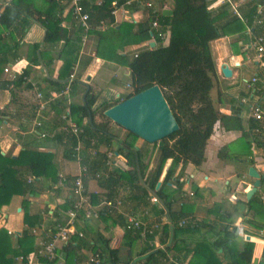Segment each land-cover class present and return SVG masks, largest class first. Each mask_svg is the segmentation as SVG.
Here are the masks:
<instances>
[{"label":"trees","instance_id":"16d2710c","mask_svg":"<svg viewBox=\"0 0 264 264\" xmlns=\"http://www.w3.org/2000/svg\"><path fill=\"white\" fill-rule=\"evenodd\" d=\"M62 1L9 0L0 12L1 30L17 27L19 36L22 37L23 29L31 21H34L44 30L42 43L48 46L60 45L54 59L60 61L61 65L53 79L50 77L45 79L53 93L63 88L70 67L76 64L82 36L78 27L68 31L61 26V23L67 19V17L62 18V11L69 4V0ZM113 1L118 6L125 0H100L98 4L80 0L82 9L88 16L89 29L86 35L92 36L96 42L94 56L127 69L130 92L123 99L157 85L178 125V130L152 144L156 147V162L149 176L144 178L143 159L148 155V151L141 150L135 145L137 137L126 132L122 139H117L109 133L106 122L96 123L94 121L96 110H92V107L99 97V90H95L94 86L88 83V91L83 100L79 104L70 103L68 105L71 121L83 130L80 165L87 169V173L100 169L104 174L96 181L105 190V193L102 196L89 197L91 205H96L101 200H114L118 194L117 190L120 188L129 192L128 198H134L138 204L144 207L149 205L150 196L154 197L156 202L161 205L160 209H154L153 212L156 222L163 215L167 221L151 234L145 235L143 239L139 237L138 230L129 228L126 223L120 224L123 227L121 246L125 247L128 252L125 259L119 257L118 248L110 249L106 245V240L103 239L92 246V254H99L98 264H169L168 255L170 252H172L171 257L178 264L185 262L190 254L191 257L187 264H221L216 251L225 247L228 255L227 264H250L252 243L243 240L238 242L237 236L234 235L235 228L228 224H209L211 236L207 240L196 233L197 229L190 228V222L184 227H177V221L186 218L187 214L183 208L179 211L171 209L173 190L168 192L167 183L170 182L178 163H189L194 167L202 163L206 141L216 122H219L225 131H242L238 117L220 115L212 106L208 94L215 77V67L209 43L223 37L227 27H232L240 33L244 31L245 27H249L252 28L253 33L258 34V30L252 26L253 8L246 7V11L241 15L242 20H239L233 14H228L227 6L220 7L216 13L209 11L208 6L214 0H170V9L167 12L159 10L156 12L154 4H151L149 8H142V19L137 23L121 22L108 26L113 21L110 15ZM157 2L161 3V0H157ZM127 9L136 11L138 6L132 4ZM221 20L224 21L221 23ZM105 21H107V26L101 29L99 24ZM152 22L157 23L156 30L151 28ZM164 32H167L166 45H162V39L158 36ZM149 40H153L154 47L152 49L147 47L135 53V56L132 55L131 58L123 53L125 47L145 43ZM29 47L32 53L31 63L34 66L41 61L47 68L54 60L48 51H37L39 47L37 44ZM7 49L10 53L12 52L11 48L7 47ZM10 53H0V73L6 66ZM45 59L46 63H44ZM28 75L29 71L26 68L22 69L11 80L0 81V89L10 91L21 87L30 90V85L24 81ZM79 83L80 75L74 73L70 83V97L73 96L75 85ZM118 102L119 99L101 105L97 109L99 115L104 118L102 112ZM65 106V101L58 99L47 109L59 117ZM88 116L91 119L92 127L87 124ZM251 127L252 123L248 128L249 132ZM241 136L245 135L241 133ZM58 139L61 141V135L58 136ZM115 139L118 140V145L112 147V140ZM74 143L72 137L65 136L63 157L67 160H72L70 147ZM259 144L257 143V145ZM100 148L104 150L99 151ZM243 148L248 149L249 144L246 143ZM92 151L93 155H91ZM224 151L225 147L217 152L219 160L238 159L236 156L224 155ZM107 153L125 158L127 165L133 167L132 174L130 170L125 172L126 180H121L116 170L106 172L104 165L107 161ZM167 160L171 162L164 180L158 189L154 190ZM250 163L252 162L250 161ZM136 169L137 172H135ZM137 175L140 176V180ZM26 176L33 177L34 181L41 178L56 183L53 154L28 149L19 150L15 157H12L11 154H0V209L6 206L13 196L24 198L39 194V191L33 186L34 182L26 183ZM70 197L54 209L53 215L56 219L49 234H53L57 226L64 224L65 213L72 206ZM22 204H26V202L22 201ZM244 205L246 213L250 211L257 213V207L263 209L264 206L256 196L250 198ZM262 213L264 214V210ZM62 216H64L63 220ZM75 221H81L84 224L87 219L83 218L81 211H77ZM22 222L27 229L23 230L20 236L15 237L0 228V264H16V257H25L39 249L38 246H34V236L30 232L40 222L39 216L23 213ZM169 227H172L171 243L166 246ZM75 236L71 235L67 244L57 250V253L65 252L66 264L80 261L76 251L84 244V241L78 240ZM155 240L158 245L163 246L162 250L154 247ZM138 241L140 247L135 258L143 257V259L133 262L130 254L134 244ZM73 242L75 245L72 244ZM56 260L57 257L50 264H55Z\"/></svg>","mask_w":264,"mask_h":264},{"label":"crops","instance_id":"0c3cea01","mask_svg":"<svg viewBox=\"0 0 264 264\" xmlns=\"http://www.w3.org/2000/svg\"><path fill=\"white\" fill-rule=\"evenodd\" d=\"M88 1L98 4L100 0ZM260 1L261 0H214L208 6V10L216 13L220 7L227 6L228 14L231 15L232 11L229 5L231 4L235 6L236 11L241 16L242 13L246 11V7L253 8ZM62 2L65 1L63 0ZM149 2L154 4L156 12L157 10L167 12L170 9V1L161 0V3H158L157 0H149ZM7 3L8 1L6 4ZM4 7L3 0H1L0 12ZM142 8H138L136 11H126V14L123 16L117 13L115 24H120L121 22L137 23L142 19ZM65 17H67V19L61 23V26L68 31L75 30L76 25L70 15L69 4L62 11V18ZM260 19V25L255 24V18L252 20V26L258 30V34L253 33L251 31L252 28L249 27H245L242 33L232 27H227L223 37L209 43V49L215 67V77L212 80V88L208 94L209 98L212 102V106L220 115L238 117L241 122L242 131H225L220 123L216 122L213 125L210 137L206 141L202 163L197 167L189 163H178L170 182L167 183L168 192L173 190L171 196V209L173 211H179L183 208L184 212L187 214L186 219L190 222V228L197 229L196 233L198 235L204 237L206 240L210 239L211 231L209 229V224H228L230 227L235 228L234 235L237 236L238 242L240 240L245 241V236L249 237L246 242H250L253 245L251 259L255 257L258 260L264 251V214L262 213L264 206L263 209L257 207V213L253 211L246 213V206L244 204L247 202L245 200V193L249 190L253 182V180L247 176V168L253 167L258 170L260 175L264 176V148L248 131L251 125L248 105L255 100L264 101V60H259L257 58L253 47L254 38L257 36H262L264 38V14ZM223 21L224 20H221L220 22L222 23ZM16 28L17 27H14L10 30L0 29V53H10L7 47L11 48L10 50L12 52L9 54V58L12 57L13 60L5 66L8 69L11 68L8 70V73H3V71L0 73V81L11 80L12 75H18L14 74V71L25 68L29 71L28 78L33 84L37 82L35 81L36 73L39 74L37 75V79H40V77H42V80L49 77L53 79L61 65L60 61L54 59L55 53L60 48V45L48 46L42 43L44 30L34 21H31L23 29L22 37L19 36ZM86 41H88V47L86 48L85 46L86 42L84 45L80 43L76 64L72 65L68 71V73L74 72L80 75V83L77 85L78 87H74L73 96L70 97V103L74 104H79L81 102L85 84L87 86L88 83H90L91 86L96 84L100 87L103 85L102 88L106 89L107 85L104 88V81H102V78H105L109 74L113 76V78H117L119 77L117 74L121 73L123 76L122 81L127 77L128 80L124 82L123 86L128 85L130 82L127 69L94 56L96 42L92 36H87ZM149 42L153 43V40L138 45L127 46L123 49V53L134 55L145 46H148ZM25 44L27 47H24ZM33 44L39 46L37 51H48L50 57L54 59L47 68L44 67L43 63L40 61L38 65L32 66V70L29 69L32 59L29 46ZM166 44L167 32H164L162 45ZM15 50H18V52L16 53ZM46 62L47 60L45 59L44 63ZM223 65L226 66L231 73L228 78H224L220 74L219 68ZM87 76L89 77V81H86ZM252 78H256L254 83L250 81ZM37 83L41 85L40 88ZM37 83L35 85L39 91L44 94L53 93L51 92V87L46 82L44 84H41V82ZM11 90H2L4 93L8 92L9 99L6 98L0 103V113L2 114L0 116L1 124L3 127L5 126L8 128L6 131L0 133V154H11L12 157H15L19 150L27 149V146L21 148L20 145L16 143L15 137L17 135L24 136L32 134L34 131L42 132L45 134V137L41 139H49V141L42 146L43 150L38 149L36 151L53 154L54 165L57 164L58 166L56 169L57 179L64 180L63 183L58 184L59 180L56 181V183H51L48 180L37 178L33 186L39 191L38 195H30L24 198L13 196L19 199V204L15 207L14 211L16 218L13 224H11L13 217H9L4 211L5 206L0 209V228L5 229L7 233L13 234L15 237L20 236L21 232L27 229L22 222L23 213L39 216L40 222L30 230L31 234L34 236V246H37L39 242L48 241L50 237L49 232L51 228H53L56 219L55 215H53V211L57 206L62 205L66 198L70 197L69 188L71 179L79 172L81 165L73 160L77 165L75 170H71L68 166V161L70 160L63 157L66 134L59 129L61 126L59 117L51 110L47 109L39 116V121L41 122L39 130L32 129L31 127L26 129V127H24L25 124H28L26 119L28 117L29 121L32 119L31 125H33L36 119L33 112L34 102L33 105H29V107L25 108L23 106L24 104H21L18 99L20 95L25 93V90L21 87ZM28 91L33 96L32 91ZM241 133L245 136L242 137ZM12 135H14V137ZM60 135L61 141L58 139ZM9 137L11 139H8ZM246 143L249 144L248 149L243 148V145H246ZM257 143L259 145H257ZM49 145H52L53 148L57 146L61 154L58 152L55 156L54 149H52L53 151L48 149ZM137 147L141 148V146ZM224 147V155L236 156L238 159L219 160L217 158V152ZM144 149L148 150V155L150 156L149 151L151 148ZM99 151H102V148H100ZM106 156L107 161L104 165L106 172L116 170L118 172V177L121 180H126L127 177L125 172L130 170L126 159L121 156H115L112 153H107ZM154 157H157L156 149L153 150L151 160H153ZM250 161L252 163H250ZM170 162V160L165 162L158 177L157 182H159L160 185L164 180ZM154 166L155 163L154 165L149 164L148 169L150 170L151 167L153 169ZM93 172L86 173L83 177L84 189L88 201L89 197H98L105 193V190L102 189L96 181L100 176H104L103 171L99 169ZM145 177L146 175L144 178ZM117 192L118 194L115 199L120 201L119 206L107 209L99 205L102 200L101 202L98 201L96 205H91L89 201L91 207L97 211V216L87 219V222L84 224L81 221H75L72 225V235H76L75 237H77L78 240L81 239L84 241V244L76 251L77 256L80 257V261L74 264H83L85 259L92 254V246L96 245L100 239L106 240V245L110 249L118 248L119 257L125 259L128 252L125 247L121 246L123 227L120 224L123 225L126 223L128 217L148 223L156 222L153 212L154 209H160L161 205L157 202H151L150 198L152 196L149 198V205L144 207L138 204L134 198H128L129 192L120 188ZM253 196H256L257 200L264 204V179L261 180L257 192L250 198ZM22 201H25L26 204H22ZM151 205H154V207H151ZM17 209H19V211H17ZM9 218V226L6 228L5 226ZM63 218L64 216H62L61 219L63 220ZM162 218H165L164 215ZM162 218H160V220ZM164 223H166V220L162 222V224ZM115 228L116 231H114ZM77 233H81L82 237L79 238ZM72 244L75 245L74 242ZM136 244L137 245L133 247L130 254L132 259L135 258V254L140 247L139 241ZM61 247L62 246H59L58 250H60ZM219 250L220 252L218 250L216 251L218 260L221 264H227V252L222 250V248ZM64 253L63 251L57 253L55 264H66ZM168 256L172 258V252H170ZM190 257L191 254L188 255L186 261L182 264H187Z\"/></svg>","mask_w":264,"mask_h":264},{"label":"built area","instance_id":"2783aa9c","mask_svg":"<svg viewBox=\"0 0 264 264\" xmlns=\"http://www.w3.org/2000/svg\"><path fill=\"white\" fill-rule=\"evenodd\" d=\"M1 1V0H0ZM9 0H3V5H6V2ZM132 4H136L138 8H149L151 7V3L149 1L143 2L142 0H125L120 5L116 6V2L113 1L111 3L112 10L110 12L111 17L113 18V21L111 24H108V26H112L115 24L117 13H119L121 16L126 14V11H129L127 8H129ZM230 5V9L232 11V14L236 16L239 20L241 19V16L236 11V8L234 5ZM69 7H70V15L76 25L81 32L82 36L80 38L81 45H84L87 38V31L89 29L88 24V16L83 11L82 6L80 4V0H69ZM254 15L253 18H255V24L260 25L261 24V17L264 14V0H261L259 3H257L253 7ZM107 21L100 22L99 26L101 29L106 28ZM151 28L156 30L158 28V25L156 22L151 23ZM161 39L164 37L163 34L158 35ZM253 47L255 49L256 56L259 60H264V38L262 36H257L253 40ZM135 56V54L133 55ZM11 69V68H9ZM7 67L3 69V73H8L9 70ZM21 69H17L14 71V74H19ZM15 75H12V78ZM74 72L68 73L67 78L63 84V88L54 93H47L44 94L39 89H37L36 85L31 83L28 78H25V83H28L30 85V90L33 93L34 97V105H33V112L36 117V119L33 122L34 128L36 130H39L41 127V122L39 121V116L42 112L46 111L48 106L52 103H54L56 100H64L66 103V106L63 109L62 114L59 116V121L61 122V126L59 127L60 131L65 133L67 136L72 137L74 140V145L70 147V156L72 160L76 161L77 163H80V153L83 149L82 144V135L83 130L81 127L76 126L69 117V108L68 105L70 104V83L73 79ZM251 83H254L256 81V78H252ZM248 114L249 119L251 120L252 127L250 133L258 140V143L264 148V104L263 101L255 100L252 103L248 105ZM38 118V119H37ZM40 138H44L45 134L42 132H39L37 134ZM91 153H94L93 151ZM264 154V151H263ZM87 173V169L85 167L80 166L79 172L73 177V179L70 182V196L72 198V206L70 209L67 210L65 222L61 226H57L55 228V232L53 234H50V237L48 241L45 242H39L37 245L39 249L35 253H31L25 257L18 256L15 258V262L17 264H50L55 260L57 257V250L59 249V246L66 245L68 242V239L70 235H72V225L73 222L76 220V212L81 211L83 218L90 219L95 218L97 216V211L91 207L88 201V197L86 196L84 184H83V177ZM59 178L57 179V181ZM26 183H32L34 182L33 177L27 176L25 178ZM64 180H59L58 184L63 183ZM73 198L75 200L73 201ZM151 202H156V199L154 197L150 198ZM101 206H104L107 209L116 208L120 205V201L117 199L109 200V201H102ZM166 218H162L161 220L157 222L148 223L146 221H141L134 219L132 217H128L126 224L129 228L133 230L139 231V237L141 239L144 238L145 235L151 234L154 230H157L159 226L164 222ZM188 220L186 218L180 219L177 221L176 226L177 227H184L188 224ZM167 223V221H166ZM9 234V233H8ZM77 236L79 238L82 237L81 233H77ZM153 245L157 249H163L162 245H158L155 241L153 242ZM99 263V254H90L84 261L83 264H98ZM168 263L169 264H178L173 258H170L168 256Z\"/></svg>","mask_w":264,"mask_h":264},{"label":"water","instance_id":"95a60500","mask_svg":"<svg viewBox=\"0 0 264 264\" xmlns=\"http://www.w3.org/2000/svg\"><path fill=\"white\" fill-rule=\"evenodd\" d=\"M153 47L154 44L149 42L148 48L152 49ZM219 71L224 78H228L231 75L228 68L224 65L219 68ZM86 81H89L88 76L86 77ZM87 91L88 87L85 84L82 100ZM102 116L117 127L123 129L125 132L131 133L137 137V139L149 145L160 141L178 130V125L176 124V121L157 85H153L137 94L119 101L104 110ZM87 124L92 127L89 116L87 118ZM130 171L132 174L134 171L133 167H130ZM135 172H137V169ZM247 176L252 179L253 182L249 190L245 193L246 201L257 192L261 180L264 179V176L260 175L258 170L253 167L247 168ZM137 177L140 180V176L137 175ZM159 185L160 183L157 182L154 190H157ZM17 211H19V209H17ZM114 231H116V228ZM171 235L172 227H169V236L166 246H169L171 243ZM248 239V236L244 237L245 241H248ZM222 250H226V248L223 247ZM218 251L220 252V250ZM142 259L143 257H137L133 259V262L141 261ZM263 259L264 252L259 260L253 257L250 264H264Z\"/></svg>","mask_w":264,"mask_h":264},{"label":"rangeland","instance_id":"374dc122","mask_svg":"<svg viewBox=\"0 0 264 264\" xmlns=\"http://www.w3.org/2000/svg\"><path fill=\"white\" fill-rule=\"evenodd\" d=\"M165 1H167V2H169L170 0H165ZM88 43V41H86V44H85V46H86V48L88 47L87 44ZM24 47H27L26 46V44H25V46ZM148 46H145L143 49H145V48H147ZM29 49H30V52H31V48L29 47ZM143 49H141V50H143ZM140 50V51H141ZM16 51V53L18 52V50H15ZM127 56H128V58H131V56L132 55H130L129 53H127ZM13 60H12V57H10L9 58V56H8V62H7V64H9V63H11ZM6 64V65H7ZM32 66H34V64H30V67H29V69H31L32 70ZM30 70V71H31ZM122 72V71H121ZM37 75H39L38 73H36V77H35V81H37V82H41V84H44L45 82H46V80H42L41 78L42 77H40V79H41V81H40V79H37ZM117 76H119V77H117V78H113V76H111L110 74L109 75H107L105 78H102V81H104V88H105V86H106V89H103L102 88V86L100 87V86H97L96 84L94 85V89L95 90H99L100 91V93H99V97H98V99H97V101H96V103L94 104V106L92 107V110H96L95 112H96V114H95V116H94V121L96 122V123H98V122H106V124H107V128H108V131H109V133H111V134H113L117 139H122L124 136H125V134H126V132L123 130V129H121V128H119V127H117L116 125H114L113 123H111L109 120H107L106 118H102L100 115H99V111L97 110V109H99V107L101 106V105H103L104 103H108V102H114V101H116V100H118L119 99V101H121L122 99H123V97L126 95V94H128L129 92H130V88H129V84L128 85H126V86H123L124 85V82H126L127 80H128V78L126 77V78H124L123 79V81H122V78H123V76H122V74L121 73H118L117 74ZM32 77H33V75H32ZM29 79V78H28ZM30 81V80H29ZM37 82H35V84L37 83ZM38 84V83H37ZM101 84V83H100ZM38 86H39V88H40V86L41 85H39L38 84ZM75 86H77V85H75ZM78 87V86H77ZM70 88H71V86H70ZM111 89H113V90H111ZM25 90V93L24 94H22V95H20L19 97H18V99L20 100V102H21V104H24L23 106L26 108V107H29V105H33V102H34V100H33V96L30 94V92L28 91V90H26V89H24ZM110 90V91H109ZM43 93V92H42ZM117 93H118V95H117ZM9 99V94H8V92L7 93H4V92H2V89H0V103H2L3 101H4V99ZM78 103H79V101H78ZM74 104V103H73ZM26 121L28 122V124L26 125L25 124V126L24 127H26V129L28 128V127H31L32 129L34 128V125H31V122H32V119H30V121H29V117L26 119ZM8 128L7 127H3V125L1 124V120H0V133H2V132H4V131H6ZM36 130V129H35ZM39 132H36V131H34V132H32V134H28V135H17L16 137H15V139H16V143L18 144V145H20V147L21 148H24L25 146H27V149L28 150H38V149H40V150H43L42 149V146L45 144V143H47L48 141H49V139H41L37 134H38ZM92 135V134H91ZM93 135H95L96 136V134L95 133H93ZM13 137H14V135H12ZM8 139H11L10 137L8 138ZM117 139H115L114 141L112 140V147L113 146H115V145H118V140ZM8 141V140H7ZM9 143V142H8ZM135 145H137V146H141V150H145L144 148H151L150 149V156L149 155H147L144 159H143V176H149V174L151 173V171L153 170L152 169V167H151V169L149 170L148 168H149V164H153L154 165V163L156 162V157H154V159L153 160H151V158H152V154H153V150H155L156 149V147L155 146H152V145H148V144H146V143H144V142H142L141 140H139V139H137L136 141H135ZM48 149H54V152H55V156L58 154V152L61 154V151H59V148H57V146L55 147V148H53V146L52 145H49V147H48ZM100 150V149H99ZM45 151V150H44ZM53 151V150H52ZM63 151V150H62ZM102 151H103V148H102ZM148 151V150H147ZM94 153H91V155H93ZM68 166H69V168L72 170V169H74L75 170V167H76V162H73V160H70V161H68ZM58 168V166H57V164H55V169H57ZM59 168H60V165H59ZM26 178V177H25ZM69 191H70V188H69ZM75 200V198H73V201ZM19 204V199L18 198H15V197H12L10 200H9V202H8V204L5 206V209H4V211H5V213L7 214V215H9V217L10 216H12L13 217V219H12V221H11V224H13V222H15V218H16V215L14 214V211H15V207L17 206ZM9 221H10V218L8 219V222L6 223V228L9 226L8 224H9ZM10 226H12V225H10ZM135 245H137L136 243L134 244V246Z\"/></svg>","mask_w":264,"mask_h":264}]
</instances>
